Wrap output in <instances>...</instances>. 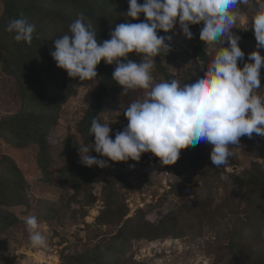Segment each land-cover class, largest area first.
Instances as JSON below:
<instances>
[{"label":"trees","instance_id":"16d2710c","mask_svg":"<svg viewBox=\"0 0 264 264\" xmlns=\"http://www.w3.org/2000/svg\"><path fill=\"white\" fill-rule=\"evenodd\" d=\"M138 2L143 3V0ZM245 3H250L255 9L259 7L255 0H242L237 10H243ZM262 3L264 5V0ZM0 4L3 6L0 15L2 72L12 80L19 104L14 114L0 119V141L6 148L32 150L33 162L48 184H53L49 179L50 168L54 155L59 153L63 164L57 181L62 177L69 178L74 184L73 194L67 196L65 191L62 196L68 203L73 198L74 203L81 205L80 208L90 207L96 200L91 194V183L97 172L93 167L80 163L77 147L94 142L89 129L93 118L101 121L104 100H115L120 96L126 99L131 92L121 94V87L112 80L115 63L106 65L101 61L97 66L94 103L83 113L79 133H75L79 137L68 133L58 145H52L49 142L50 131L56 127L64 105L78 94V83L57 68L50 51L55 39L68 34L69 25L79 13L91 21L93 29L97 30L98 41L109 39L115 26L128 19V2L0 0ZM15 18L27 19L35 25L30 44L16 41L15 33L5 31L7 24ZM142 21L143 15L127 22ZM193 27L195 34L192 41L197 60L208 65L213 58L207 52L209 45L199 39L201 26ZM238 35L241 40L249 36L244 31H239ZM176 56L171 48L169 53L162 52L155 57V62L158 66L162 58L174 60ZM129 58L137 63L141 59L135 54ZM242 138L254 145V151L249 154L253 160L248 168L241 171L229 173L224 168H216L210 160L211 147L204 142L186 148L184 157H179L173 165L165 166L172 176V184L169 192L163 195L164 200L170 195L180 198L181 203L157 224L148 221L146 213L141 210L127 218L126 193L122 190L132 189L133 182L128 180L124 171L115 169L102 190L103 204L98 217L100 226L107 228L111 236L101 242L97 238L95 245L81 251H70L69 245L64 247L60 252L61 264H134L130 254L132 241L150 242L188 235L200 237L204 229H211L215 235L205 247L207 253L213 256V264H264V137L253 134L252 138ZM157 161L150 153H145L138 162H133L136 167L143 168ZM221 174L227 175L229 181H222ZM145 178L149 179V175ZM82 183L85 184V202L76 201ZM148 184L151 188L152 183L148 181ZM26 186L28 183L23 173L17 174L13 160L2 154L0 146V236L21 222L2 206L14 194L23 196ZM48 209L53 213L56 211L51 206ZM227 223L228 227L225 226ZM58 244L61 243L58 241ZM4 259L0 250V264Z\"/></svg>","mask_w":264,"mask_h":264},{"label":"clouds","instance_id":"9594fccd","mask_svg":"<svg viewBox=\"0 0 264 264\" xmlns=\"http://www.w3.org/2000/svg\"><path fill=\"white\" fill-rule=\"evenodd\" d=\"M127 20L117 24L110 38L97 40V30L83 13L69 25L68 34L55 39L50 55L58 69L70 78L97 82V66L115 63L112 80L121 87V94L143 90V97L123 109L127 126L116 132L110 124L93 118L89 129L93 144L78 148L80 163L88 168H106L112 163L138 162L150 153L162 165H173L181 150L201 142L211 147L210 160L216 168L230 167L232 151L241 137L253 134L264 137V95L259 94L264 56L252 51L245 61L239 47L240 37L233 33L237 6L242 0H127ZM247 2V0H243ZM141 15L144 21L129 23ZM256 48L264 49V10H257L251 21ZM186 39H192L191 25H200L199 39L208 45L223 39L203 74L183 83L154 82L151 75L155 57L171 51L172 37L167 35L176 25ZM5 31L15 33L18 42L31 43L35 25L24 18L12 19ZM163 32L165 35H159ZM227 42V47L223 45ZM141 57L140 62L129 58ZM238 62L243 66L238 67ZM94 151L99 157L90 155ZM152 164V163H151ZM165 179L170 180L163 168ZM222 181H229L221 174ZM161 180V188L169 192L170 184ZM171 183V182H170ZM33 247H46L36 215L22 217ZM153 241L152 243H154Z\"/></svg>","mask_w":264,"mask_h":264},{"label":"rangeland","instance_id":"374dc122","mask_svg":"<svg viewBox=\"0 0 264 264\" xmlns=\"http://www.w3.org/2000/svg\"><path fill=\"white\" fill-rule=\"evenodd\" d=\"M255 2L259 6L257 9L250 3H245L243 10H237V19L232 30L235 35H238L239 31L249 34L244 40L240 39L239 41V47L245 53V61L252 51L259 50L260 54L264 56V49L256 48L257 42L251 28L255 12L264 10V5L262 0H255ZM2 10L3 6L0 4V15ZM190 31L193 34L190 40L183 36L178 24L172 32L167 34L172 37L171 48L177 56L174 60L162 58L160 65L155 64L151 73L154 82H170L174 78H180L183 85V83L194 80L195 73L202 75L206 70L207 65L199 63L197 60L192 41L195 34L193 25L190 26ZM158 34L165 35L163 32ZM222 43L223 39L207 47L210 57H214ZM223 46L227 47V42ZM1 55L0 52V119L6 115L14 114L19 108L12 80L2 72ZM242 66V62H238V67ZM260 72V80L263 83H261L262 87L258 92L264 95V67ZM96 79L98 82V78ZM75 80L78 83V94L64 105L59 113L60 117L56 127L50 131L49 142L55 146L68 133H79L83 113L89 105L94 103L93 94L97 82L80 81L78 78ZM130 92V96L126 99L120 96L115 100L109 98L104 100L101 122L110 124L112 129L110 136L113 138L116 132L122 131L127 126V120L123 115L124 107L143 97V90H130ZM0 146L2 154L13 160V167L17 174L23 173L28 183L23 196L14 194L2 206L3 209L21 220L0 236V250L5 257L2 264H61L60 252L64 247L69 245L70 251H81L85 247L95 245L98 239H101L99 240L101 242L111 236L107 232V228L100 226L98 217L103 204L102 190L115 169L124 171L128 175V180L133 182L132 189L122 190L126 193L125 204L129 210L127 218L141 210L146 213L148 221L157 224L166 213L181 203L180 198L170 195L164 200L163 195L166 192L161 188V180L164 177L166 184H170L169 187H171L172 176L169 174L170 180L166 181L165 174L161 172L165 165H162L159 160L143 168L136 167V164L129 160L121 163L109 161L108 166L103 169L93 166L97 176L91 183V194H94L96 200L90 207L80 208L81 205L74 203L73 198L68 203L65 196H62L65 191H67V196H71L74 192V184L70 182L69 178L62 177L57 181L63 164L59 153L54 155L50 168L49 179H52L53 184H48L33 162L32 150L6 148L4 142L1 141ZM229 147L233 154L229 158L228 166L230 167L223 165L220 167L229 173L248 168L249 163L253 160L249 154L254 151V145L241 137L238 145H229ZM185 149L181 150L180 157L185 156ZM90 155L102 158L94 151ZM145 175H149V179H146ZM148 181L152 183L151 188H148ZM84 189L85 184L82 183L81 192L76 201L85 202L83 199ZM50 206L56 209L54 213L48 209ZM27 215L37 216L41 225L40 231L46 238V247L31 245L29 232L22 219ZM228 225L227 223L225 226L228 227ZM214 236L211 229H204L200 237L188 235L178 239L157 240L154 243H152L153 241H132L130 250L132 262L134 264H213V256L207 253L205 247L213 240ZM58 241L61 244H58Z\"/></svg>","mask_w":264,"mask_h":264},{"label":"built area","instance_id":"2783aa9c","mask_svg":"<svg viewBox=\"0 0 264 264\" xmlns=\"http://www.w3.org/2000/svg\"><path fill=\"white\" fill-rule=\"evenodd\" d=\"M165 183V182H164Z\"/></svg>","mask_w":264,"mask_h":264}]
</instances>
